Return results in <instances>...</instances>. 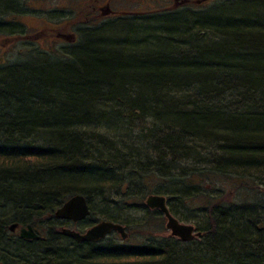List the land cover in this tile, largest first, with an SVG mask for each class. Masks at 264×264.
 Instances as JSON below:
<instances>
[{
	"label": "trees",
	"instance_id": "trees-1",
	"mask_svg": "<svg viewBox=\"0 0 264 264\" xmlns=\"http://www.w3.org/2000/svg\"><path fill=\"white\" fill-rule=\"evenodd\" d=\"M18 3L0 0V16H13ZM192 13L153 18L148 26L161 27L152 33L84 30L77 45L50 59L58 67L35 68L40 63L29 51L21 65L0 63V258L14 264H264L257 214L263 207L256 197L244 204L238 195L264 192V0H225L196 21L187 18ZM213 180L229 184L217 187ZM149 182L167 191L153 192ZM78 195L91 220L116 222L106 217L108 208H136L157 195L176 220L191 222L172 205L177 198L202 211L193 222L199 237L157 244L148 230L155 213L147 211L144 228L125 225L128 242L140 233L147 239L142 247L128 249L114 236L63 247L54 241L61 238L54 212ZM234 198L240 199L235 206ZM11 224L31 226L40 237L33 244L43 247L7 244Z\"/></svg>",
	"mask_w": 264,
	"mask_h": 264
},
{
	"label": "bare ground",
	"instance_id": "bare-ground-1",
	"mask_svg": "<svg viewBox=\"0 0 264 264\" xmlns=\"http://www.w3.org/2000/svg\"><path fill=\"white\" fill-rule=\"evenodd\" d=\"M209 1L210 0H201L200 2L197 3L196 7H183L181 9H179V10H176V11L175 10L174 11L173 10L153 11V13H151L149 17H144V18H139V19L123 18L122 20L116 19V20H108V21H101L100 22V21L93 20V18L91 17L89 22H87V23H81L82 21L81 20L79 21V19L75 16V14L69 16L67 14L66 8L65 9H60V7L56 6L55 9H54V12H53V15H56L55 16L56 20H54V19H52L50 17L49 24H50V26L51 25L52 26H56V25H59L63 21H68L69 23L73 24L69 28H66L69 31V34L67 36H64L62 38H57L56 41H54L55 43L66 45L65 48H67V49L65 51H67V50H69L70 47H73V45H77L78 44L79 39H81L80 38L81 37L80 33L82 31H84V30L97 29V30H99L97 32L98 34L99 33L100 34H107V33L112 32V31L121 30L119 28L129 27V28H137V29L139 28V30L145 31L144 33H149V32L152 33L153 31H156L157 26L161 27V25H158V24L157 25H153V26H148L149 24H152V23L154 24L155 23L153 18H160V17H163L164 15H171V14L172 15H176V16H180L181 14L184 13L185 10H190L191 12H193L192 14H194V15H187V18L189 20H191V19L194 20L195 19L194 21H196V20H199V18L202 19V17L196 16L195 12H197L196 10H199V8L204 7L205 5L209 4L208 3ZM17 2H19L17 4V6L9 12V15L12 12V14H14L13 16L6 17L8 14H6L5 16H0V34H9L10 36L13 37V38H9L8 40H6L8 48H10L13 44H16V43L17 44H24L23 43V39H21V38H23L24 36L27 35V31L22 29V28H20V27H18V24H19V22L20 23L23 22L21 20L23 18L26 19V22H27V19H33L32 18L33 15H31V13L29 11L34 10L36 8L34 6V0H17ZM202 3H204V4L202 6H200ZM236 7L237 6H232V7H229V8H225L221 12H230L231 9L234 10V8H236ZM24 9L26 10V12H24ZM180 12H182V13L179 15ZM75 27H76V29L73 31V28H75ZM89 35H92V34H88V36ZM55 49H56V46L49 53L53 54L55 52ZM41 52H46L47 53L46 50H41ZM53 57H54V55H53ZM34 58H35V60L38 63H40V64H36L35 68H39V69L42 68L43 69V68L58 67V65L56 63L54 64V62H52V61H50L48 59L42 58L40 56H34ZM52 60L56 61V59H52ZM43 61L45 63H42ZM0 63H3V61H1ZM95 131H96V133H101V134H102V132H105L104 127L99 128V129H95ZM137 138H138L137 141H141L142 138H143L142 134L140 136H137ZM33 144L35 146H37L38 143L33 142ZM208 151L210 152L211 150H208ZM146 153H147V155L148 154H152V151H151V149H149V147H148V150H147ZM201 160H203V158H201ZM246 191H247L246 193L250 192L248 190H246ZM241 192L244 193L243 191H240L239 193L241 195H242ZM259 195L261 197H264V192H262ZM146 198L147 197H145L144 201L141 202L140 204L137 203V205H136L137 209L132 207V206L127 207V206H125L126 204L124 205L125 208H124V206L123 207H115V206H113L111 208H108L107 209L108 211L105 212V214L107 215L106 217L113 218L116 222L103 220V219L100 220V221H97L95 219L91 220L90 219L91 212L89 211V215L84 220V223L86 222L87 219H88V221L83 225V228L87 229V227H89V229H90L93 226H95L96 224H99V223H102V222H107V223H111L113 225L120 226L124 230L125 234L127 235L126 240H122L121 236L117 232H111V234H109L107 237L114 236L115 240H118L119 242H122V243H126L129 240V233L126 231L125 227L126 226L127 227L135 226V225H138V224L142 223L143 221H145V215L144 214H146L147 211L155 213L154 215H160L162 220L165 221V225H166V219H165L163 214H160L159 211H157L155 209L154 210L148 209L145 206ZM243 201H244V199H243ZM253 201H254V199H252V202H249V203H251V204L255 203ZM257 204H261V206L263 207V208H260L259 211H257V214L261 215L263 217V219L261 218V225H263V228H261V229H264V223H263L264 222V202H263L262 198L258 199ZM94 205L95 206L92 208V210L94 212H96V213L99 212L101 210V208L98 207L97 204H94ZM175 207H177V206L175 205ZM167 209H168V207H167ZM128 210L129 211H134V212L138 211V213H140V211L142 210V212H144V213H141L140 215H142L143 217L138 216L140 218H133L134 220H131L130 218L125 216ZM168 212L171 215V217H173V214L169 211V209H168ZM58 222H59V224L61 226L58 227V229L56 231V234L59 235L61 238L54 239V241H56L57 243L63 245V247L65 245L66 247L69 246L71 248L73 246L72 243L78 244V245H86V244L97 245V244H100L102 241H104L107 238L106 237L105 239H103L99 243H78V242H76V241H74V240H72L70 238H67V237L63 236L61 234V232L59 231L60 229H69V230H71L70 227L66 224L67 222H60V221H58ZM133 222L135 224H133V225H129L128 224V223H133ZM155 222L156 221H154V226L152 227V230H151V237H149V239H154L155 243L157 242V244H158V243H160L161 239H165V238L169 237L170 239H174V241H176V242L178 241L180 244H187V243L181 242L180 240H178L175 237H172L171 233L165 228V226L164 227L162 226L161 222H158V224H157V222L156 223ZM179 224H181V223H179ZM11 225H14V224H11ZM16 225H18V224H16ZM183 225L192 226L194 228L195 232H197V229H196L195 225L193 224V222L184 223ZM9 227H8V232L12 236V238L6 239L7 244L8 243L11 244V245L12 244L13 245L16 244V245L20 246V244H21L20 242H25V243L29 244L28 246L26 245L27 248L28 247H34L35 249H39L40 247H43V246H41V245H43V244H41V242H39L38 244H33V242L40 241V237H39V235L35 232V230L31 226H29L31 231L38 236V240H36V241H32V240H28V239H22L20 237L21 230L22 229H26V227H28V226L20 227L18 225V229L15 230L14 232H10L9 231ZM130 228H132V227H130ZM89 229H87V230H89ZM87 230H85V231H74V232L79 233V234H84ZM16 231H18V232H16ZM25 231H27V229ZM197 233H199V232H197ZM62 238H64V239H62ZM196 239L197 238H194L192 241L188 242V244L193 242ZM50 240H52V238ZM67 240H69V242ZM70 241H71V243H70ZM146 241H147V239H142L141 243L134 244L132 246L128 245L127 248L132 250V249H134L136 247H142L141 245L143 243H145ZM26 246H23V247H26ZM63 247H61V248H63ZM5 252H7V251H5ZM103 253H105V249L102 252V254ZM6 254L7 255H11V253H6ZM0 260L5 262L6 264H14L10 260L6 259L5 257H1ZM3 262H0V264H5Z\"/></svg>",
	"mask_w": 264,
	"mask_h": 264
},
{
	"label": "flooded vegetation",
	"instance_id": "flooded-vegetation-1",
	"mask_svg": "<svg viewBox=\"0 0 264 264\" xmlns=\"http://www.w3.org/2000/svg\"><path fill=\"white\" fill-rule=\"evenodd\" d=\"M53 1L55 4H59L60 0H49V3ZM70 3L66 6L67 14L74 15L81 20V23L89 22L92 17L96 21H108L123 18L139 19L149 17L153 11H168V10H179L183 7H196L197 3L201 0H68ZM46 4L48 1H45ZM42 0H34V10L29 11L32 18L38 22L29 23L25 21L19 22L18 27L27 31L26 36L23 38L24 44H32L31 41L40 39V44H53L57 38H62L69 34L68 29L72 23L63 21L59 25L50 26L48 17H51L54 10L44 9L40 7ZM202 3L200 6H202ZM118 5V6H117ZM24 12L26 10L24 9ZM26 22V23H25ZM27 24V25H26ZM76 29L73 28V31ZM73 231H85L89 227L83 228L84 221L72 224L71 222L66 223ZM78 226H82L81 229L75 230ZM18 232V231H16Z\"/></svg>",
	"mask_w": 264,
	"mask_h": 264
},
{
	"label": "rangeland",
	"instance_id": "rangeland-1",
	"mask_svg": "<svg viewBox=\"0 0 264 264\" xmlns=\"http://www.w3.org/2000/svg\"><path fill=\"white\" fill-rule=\"evenodd\" d=\"M225 0H210L207 4L205 5L204 7H201L199 8V10H196L197 12H195V15L196 16H202V13H205L206 11H208L209 9L213 8L214 5H217V4H221L223 3ZM70 3L68 0H60V3L59 4H55L53 1H51L49 3V6L47 7V9H55L56 6L60 7V9H65L67 4ZM118 6V5H117ZM183 12V11H182ZM180 12L179 15L182 13ZM181 15H184V14H181ZM56 15H51V18L56 20L55 18ZM58 17V16H57ZM50 19V17H48V20ZM22 21H25V18L21 19ZM27 22L29 23H36L38 22V20H34V19H27ZM29 34V33H27ZM9 38H13L12 36H10L9 34H0V62L3 61V62H6L8 64H22L26 59L24 57V54H27L26 51H29V52H33V55L34 56H40L42 58H45V59H52L53 55L56 59H59L60 57H62L64 54H65V50L67 48L66 45H62V44H59V43H53V44H40V39H33L31 41L32 44H13L10 48H8V45L6 43V40H8ZM56 46V49H55V52L52 54V53H49L54 47ZM41 50H46V52H41ZM208 156H211L210 154H208L206 157L207 158H204L205 160H208ZM201 160V158H199ZM206 165H209V164H206ZM194 166V165H193ZM191 168L192 166H186V165H180L179 166V169H183V168ZM213 185L214 186H219V184H222V185H228L229 183H226V182H219L217 180H213L212 181ZM149 185L151 186V188H153V192H161L163 190H166V189H163L161 186H160V182L159 183H155V182H149ZM231 187H233L231 185ZM171 190V189H170ZM167 191V190H166ZM173 191V189H172ZM242 193V192H241ZM239 198L241 200L244 199L243 203L245 202H252V199L253 198H257V200L259 198H262L263 202H264V197H261L259 194H256V193H242V195L239 193ZM249 195V196H248ZM232 196V195H230ZM239 198H234L233 199V206H235V203H239L240 202V199ZM113 200H116V201H119L120 200V196H116L114 197ZM176 201H171L172 205H174V208L175 210L178 212V213H181L182 214V219H185V220H189L191 222H194V221H199L201 218H203V213L202 211H199V210H196V209H189L187 204L186 203H181L179 199H175ZM244 203V204H245ZM175 205L177 207H175ZM247 207H250L249 205H247ZM173 208V209H174ZM255 207H251L249 209H254ZM259 210H260V207H259ZM137 212V213H136ZM127 211L126 215L128 218H130L131 220H134L133 218H140V217H143L142 215H140L141 213H144L142 212V210L140 211V213H138V211ZM145 215V225L148 223V221L150 220V216ZM140 216V217H138ZM154 221L157 222H161L162 223V226L164 227L165 226V221L162 220L161 216L160 215H154ZM261 219V218H260ZM263 219V217H262ZM155 222V223H156ZM264 223V222H263ZM85 224V223H84ZM129 225H133L135 224L134 222L133 223H128ZM143 226V228L145 227L144 224H140ZM161 225V224H160ZM153 223L150 225V227L148 228V230H152V227H153ZM130 227H134V226H130ZM82 226H78L77 229L75 230H79L81 229ZM260 228H263V225L260 226ZM144 239L142 237V234L140 233L138 236H134V237H131L130 238V242H128V245L132 246L134 244H139L141 243V240Z\"/></svg>",
	"mask_w": 264,
	"mask_h": 264
},
{
	"label": "water",
	"instance_id": "water-1",
	"mask_svg": "<svg viewBox=\"0 0 264 264\" xmlns=\"http://www.w3.org/2000/svg\"><path fill=\"white\" fill-rule=\"evenodd\" d=\"M145 206L151 210H157L163 214L166 219L165 228L171 233L172 237L177 238L183 243H188L199 236L192 226L179 224L178 221L171 217L166 206L164 197L150 195L145 200ZM89 215V209L85 199L82 196H75L66 201L55 213L54 218L60 222L80 223L84 221ZM18 229V225L14 224L9 227L10 232ZM27 229V231H25ZM21 230L20 237L32 241L38 240V236L34 234L30 227ZM61 234L78 243H99L105 239L111 232H117L122 240H126L127 235L124 230L117 225L102 222L96 224L84 234L76 233L69 229H60Z\"/></svg>",
	"mask_w": 264,
	"mask_h": 264
}]
</instances>
